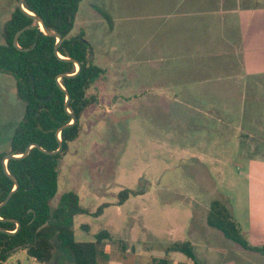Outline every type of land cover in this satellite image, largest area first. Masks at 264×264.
Wrapping results in <instances>:
<instances>
[{"label": "rangeland", "instance_id": "1", "mask_svg": "<svg viewBox=\"0 0 264 264\" xmlns=\"http://www.w3.org/2000/svg\"><path fill=\"white\" fill-rule=\"evenodd\" d=\"M16 5L0 0V44ZM81 32L104 74L87 91L96 100L59 159L50 202L78 195L88 213L74 217V240L107 231L100 249L125 261L113 264H149L148 253L163 256L178 241L204 264H264L206 224L218 201L249 245H264L255 238L264 212L250 208L260 202L250 195L264 193V0H82L69 37ZM23 112L15 80L0 73V153ZM52 242L49 263L18 249L6 264H75ZM131 244L143 255L133 259ZM168 259L189 264L180 253Z\"/></svg>", "mask_w": 264, "mask_h": 264}, {"label": "trees", "instance_id": "2", "mask_svg": "<svg viewBox=\"0 0 264 264\" xmlns=\"http://www.w3.org/2000/svg\"><path fill=\"white\" fill-rule=\"evenodd\" d=\"M81 1L25 0V9L39 16L47 29L62 36L58 53L63 58L54 52L57 39L43 33L40 25L17 5L3 25L0 73L13 77L16 94L24 103L23 116L13 131L8 152L22 155L31 144L55 151L59 146L56 132L71 122L69 112L75 114L77 120L60 132L63 145L60 153L47 155L32 147L27 156L7 161V169L19 186L0 208V218L16 220L20 228L14 234L0 232V264H6L9 256L18 249L26 250L27 255L38 263H49L54 249L53 239L70 251L75 264H99L100 256L106 258L100 245L112 239L107 231H101L94 242L74 240V217L88 213L81 207L76 193L66 192L54 209L50 206L58 188L59 159L67 151L68 143L78 138L80 118L96 100L87 97L88 89L104 74V70L89 59L90 48L84 33L69 37ZM26 26L29 29L19 36L18 47L14 46L16 32ZM72 60L80 64L78 73ZM61 75H73L59 78L69 95V112L65 109L67 94L57 83ZM8 152L0 153V203L14 189V182L6 176L2 166V159ZM130 194L131 191L122 190L118 204L121 205ZM107 206H100L95 215L101 214ZM207 224L243 249L264 254V246L253 247L247 243L231 212L222 203H211ZM0 228L12 232L16 230V224L0 220ZM171 252L183 254L192 264H203L196 259L189 241L171 244L165 248L164 257L153 258L150 264H169L167 255Z\"/></svg>", "mask_w": 264, "mask_h": 264}, {"label": "water", "instance_id": "3", "mask_svg": "<svg viewBox=\"0 0 264 264\" xmlns=\"http://www.w3.org/2000/svg\"><path fill=\"white\" fill-rule=\"evenodd\" d=\"M24 5H25V0H18V1H17V7H18L20 10H22L25 14H27V15L30 16V17H32V18H33V19H34V20L40 25V29H41V31H42L43 33H45L46 35L54 36V37L57 39V44H56V46H55V48H54V52H55V54H56L59 58H63V57H61V56L59 55V53H58V45H59L60 41L62 40V36H61L59 33H55V32H53V31L47 29L46 26L44 25L43 20H42L39 16H36V15H34L33 13L29 12L27 9H25ZM27 29H29L28 26H26V27H24V28H22V29H20L19 31L16 32V34H15V36H14V39H13V45H14V46L18 47V45H17L18 38H19V36H20L25 30H27ZM86 42H87V41H86ZM27 50H28V49H26V51H27ZM67 60H68V59H67ZM72 61L75 63V65H76V73H78L79 70H80V64H79L77 61H75V60H72ZM76 73H75V74H76ZM75 74H73V75H75ZM73 75H61V76H59V77L57 78V83H58V85H59L60 88H61V89L67 94L66 102H65V109H66L67 111H68L69 95H68L67 91H66V90L61 86V84L59 83V78L62 77V76L69 77V76H73ZM68 112H69V111H68ZM69 114H70V116H71V122H70L69 124H67V125L62 126V127L59 128V129L57 130V132H56V135H57V137H58V141H59V146H58V148H57L55 151H46V150L42 149L38 144H31V145H29V146L26 148L25 152H24L22 155H14L12 152H8V153L3 157V159H2L3 171H4V173L6 174V176L9 177V178L14 182V189H13L11 192H9L8 195L6 196L5 200H4L2 203H0V208L3 207V206L9 201V199H10L11 196H12V194L17 190V188H18V186H19V184H18V182L16 181V179H15L13 176H11V174L9 173V171H8V169H7V161H8L9 159H17V158H22V157L27 156L28 153H29V151H30V149H31L32 147H37L41 152H43V153H45V154H47V155H56V154L60 153L61 150H62V148H63V145H62V142H61V138H60V132H61L64 128H67V127L71 126L72 124H74V123L76 122V120H77L75 114L70 113V112H69ZM0 220H2V221H9V222H13V223L16 224V230H15V231L10 232V231H6V230L0 228V232H2V233H6V234H14V233H15L16 231H18L19 228H20V223H19L18 221H16V220H13V219H10V220H3V219H1V218H0ZM45 225H46V224H44V226H45ZM16 249H17V248H16Z\"/></svg>", "mask_w": 264, "mask_h": 264}, {"label": "crops", "instance_id": "4", "mask_svg": "<svg viewBox=\"0 0 264 264\" xmlns=\"http://www.w3.org/2000/svg\"><path fill=\"white\" fill-rule=\"evenodd\" d=\"M13 11V10H12ZM1 37H2V31H1ZM19 123V122H18ZM17 123V124H18ZM260 200V202L258 203L257 202V204H255V203H253V202H250V208H251V210H252V214H253V210H255V206H257L258 208H259V210H260V212H264V193H259V194H256V195H250V200ZM232 214V213H231ZM233 216V215H232ZM253 216V215H252ZM254 218V217H253ZM257 223L259 224V231H258V233H256V235H255V238L257 237V238H259V241L260 242H264V215H260V217H259V220L257 221ZM206 224H207V216H206ZM208 225V224H207ZM209 226V225H208ZM192 245V244H191ZM126 246H127V244L125 243V246H122V248H124L125 250L124 251H126V252H128L129 250H127L126 249ZM251 246H253V247H259V246H264V245H251ZM130 247H134V254H132V258L133 259H136V258H138V257H140V256H142L143 255V253L141 252V247H136L135 248V245L134 244H131L130 245ZM192 247H193V245H192ZM167 248V247H166ZM149 249V248H148ZM193 249V248H192ZM146 251H148V250H146ZM249 251V250H248ZM165 252V251H164ZM250 252H253V251H250ZM148 253V252H147ZM172 253V252H171ZM173 253H177V252H173ZM254 253H258V252H254ZM105 254V256H106V259H108L107 258V256L109 257V254L107 253L106 254V252L104 253ZM127 254V253H126ZM125 254V255H126ZM146 254V253H145ZM170 254V253H169ZM169 254L167 255V258L169 257ZM181 254V253H180ZM261 254V253H260ZM151 259H150V263H151V260L153 259V258H161V257H164L165 256V253H164V255L163 256H160V257H156V256H154V255H152V253L150 252V253H148L147 254ZM196 257V256H195ZM124 257L123 256H118L117 257V259H108L109 261H108V263L109 264H113V262H119V263H124L125 261H124V259H123ZM196 259L199 261V262H203L201 259H199L198 257H196ZM169 260V259H168ZM189 260V259H188ZM231 260V256H230V258H229V261ZM232 260H233V258H232ZM234 260H235V257H234ZM149 263V264H150ZM132 264H134V263H132ZM169 264H182V262L179 260V259H173V260H170L169 261ZM189 264H192L191 263V261L189 260ZM204 264V263H203Z\"/></svg>", "mask_w": 264, "mask_h": 264}]
</instances>
